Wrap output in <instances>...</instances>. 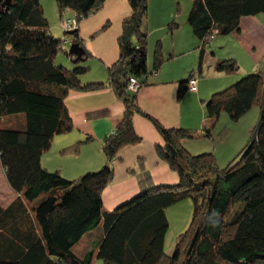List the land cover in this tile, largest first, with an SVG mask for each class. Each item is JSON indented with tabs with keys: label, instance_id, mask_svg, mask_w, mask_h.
<instances>
[{
	"label": "trees",
	"instance_id": "obj_1",
	"mask_svg": "<svg viewBox=\"0 0 264 264\" xmlns=\"http://www.w3.org/2000/svg\"><path fill=\"white\" fill-rule=\"evenodd\" d=\"M54 1L61 28L71 36L70 47L79 45L85 60L77 61L70 48L65 52V40L50 33L40 0H11L9 7L0 2V166L8 187L18 195L7 207L0 205V264H94L95 260L103 264H264V66L202 101L200 130L165 127L138 104L139 92L152 85L150 80L164 64L159 41L149 61L148 0H127L130 13L121 23L118 58L106 68L105 82L86 80L91 55L82 47L75 26L65 33L63 21L68 17L79 26L107 0ZM260 16L264 17V0H192L186 24L200 41L199 59L196 70L177 82V101L197 92L190 91L189 82L193 76L202 78L206 47L216 38L239 32L242 19ZM175 23L168 24L171 34L179 27ZM63 51L72 63L69 69L56 63ZM215 70L231 76L239 66L230 57ZM132 81L135 91L127 88ZM107 87L122 103L123 112L114 130L100 142L103 165L76 178L44 167L41 157L55 137L74 129L65 102L69 92ZM252 107L259 110L258 120L246 145L225 168H218L213 152L195 154L183 146L184 141L199 137L215 145L212 132L220 115L226 114L230 124H236ZM137 115L158 133L162 144L155 153L178 181L154 184L139 158V169L130 170L139 191L106 210L102 194L114 179L111 163L120 149L142 141L133 126ZM19 116V128L1 126L4 119ZM226 134V129H219L217 139ZM93 141L87 136L68 150L76 152ZM184 201L191 203L192 216L169 255L164 250L166 214ZM85 240H90L89 245L78 255L75 248Z\"/></svg>",
	"mask_w": 264,
	"mask_h": 264
},
{
	"label": "crops",
	"instance_id": "obj_2",
	"mask_svg": "<svg viewBox=\"0 0 264 264\" xmlns=\"http://www.w3.org/2000/svg\"><path fill=\"white\" fill-rule=\"evenodd\" d=\"M171 12V20L169 19V21L171 22L172 20H175L178 22L179 27L171 34L172 46L170 47V59L167 60V63L164 62L165 64L161 66L158 76L150 80L152 85L143 88L139 92L138 104L143 112L156 118L165 127H182L186 129L200 130L204 116L202 101L206 100L210 94L219 90L225 85V83L230 81L228 80L226 82L227 78H223V75L226 74L218 73L215 70L216 65L220 61L225 60L223 59V54L228 52L229 58H233L237 62L240 69L243 68V66H246L250 69V72L257 71L259 67L264 64V18L252 17L242 19L240 22V31L234 32L229 36L230 38H233V41L237 42V45L241 47L238 49L245 54L244 56L247 62L242 66L237 54L232 53L231 51V43L223 48H215L212 43L216 40L211 42L209 45L211 52L209 55L204 53L203 58L206 57V60L209 62V68H212V74L216 75L212 81L221 80L222 82H215L213 85L209 84L205 86L203 84L204 81H200V78L197 84V92L193 96L194 98L197 97L198 104H190L189 110L186 106L183 111H177V103L187 105L188 102L187 101L185 104V98L180 102L176 100L177 82L181 79L187 78L193 70H190L191 67L187 66H185L184 69H181L182 66L174 68L171 65L175 60V57L187 55L197 46L199 49L200 41L192 35L191 29L186 24V18L183 20L179 19V15L175 13L174 10ZM129 13L130 8L127 0H107L100 11H98L95 15L90 16L88 18L89 20L86 22L79 23L80 36L84 39L86 34H92L91 31H97L104 24H111V26L108 25L106 29L109 30L107 35L112 36V43L108 52L90 50L91 45L86 47V49L90 50L89 52L94 57L98 58L103 64V68L100 66L92 68L91 66V70L87 74L86 80L99 79L104 81L106 68L111 66V64H113L118 58L119 49L117 39L121 32V23L123 19L129 15ZM99 24L100 27L98 28ZM164 26H162V28ZM106 30L104 32H106ZM151 37V35H148V43L152 40ZM153 44V46H155L156 41H154ZM216 51L219 55H223L221 59ZM151 59L152 56L149 55V61H151ZM99 69L101 72H99ZM246 71L244 72L247 73ZM200 72L202 74V68ZM166 101L171 103V105L175 108L174 111L169 112ZM65 102L74 126L73 131L67 135L71 136L72 133H75L76 138H71L70 141L72 144L63 142L67 141L68 138H58L60 140H57L58 142L56 143L73 146L79 141H84L87 136L92 137L94 140L92 143L83 145V148H79L80 150L84 149L85 151L92 148L93 151L84 157L81 162H79V165L74 171H70L68 173L60 171V174L63 177L76 178L81 176L84 172L97 170L103 165L105 160L101 153L100 142L116 127L123 112V105L108 87L100 91L87 93L70 91L65 99ZM195 105L197 108L196 111H194L193 108ZM256 120L257 114L254 117L253 123L251 121V125L248 127L247 135L245 136H248V133L254 126ZM133 126L142 141L134 146L123 147L119 151V161L113 163L114 179L106 187L102 194L106 210H112V208H114L118 203L131 197L139 191L136 177L130 172L132 168L136 167L137 170L139 169V163H137V159L139 158L143 160V170L150 173L154 184H175L178 181L177 174L171 171L155 153V147L157 145H161L162 141L151 123L143 117L137 115L133 118ZM218 130L219 128L217 127L216 130L215 127V135ZM227 137L228 135L224 138V141L222 142L223 144L226 139H230V137ZM241 138L242 135H239L237 141ZM189 142L191 141H184L183 146L193 153L207 151L211 148L210 145L212 144L210 140H207V142H201V144H193L194 147L191 149ZM45 167L49 169L47 166Z\"/></svg>",
	"mask_w": 264,
	"mask_h": 264
},
{
	"label": "rangeland",
	"instance_id": "obj_3",
	"mask_svg": "<svg viewBox=\"0 0 264 264\" xmlns=\"http://www.w3.org/2000/svg\"><path fill=\"white\" fill-rule=\"evenodd\" d=\"M191 2H192V0H148L147 1V8H148L147 9V30H148V35L152 36L151 37L152 40L147 45L148 54L150 56H152V54H153V47H154L153 42L159 41L161 44V47H162L161 55L163 58V63L168 62L167 60L170 59V50H171L170 47L172 46L171 33L169 32V29H168V23L170 22L169 19L171 17V13H172L171 11L174 10V12L179 15V19L183 20L186 18V13H188L187 11H189V9L191 7ZM40 3H41V6L43 7L44 15L48 21L50 33L55 38H58L60 40H62V39L65 40L63 42V43H65L64 44V51L68 52L70 45L72 43L71 36H69L68 32H70L72 30L71 29V28H73L72 26H75V29L78 30V33L80 36L78 22L73 20V23H72L70 28L64 27L65 33H68V35H66V34H64V32L61 28V21H60L59 12L57 10L55 1L54 0H40ZM260 17L264 18L262 16H260ZM87 20H89V19L86 18L84 20H81L80 23L86 22ZM65 21H67V20H65ZM87 23H89V22H87ZM177 23L178 22H176L175 24H177ZM263 23H264V21H263ZM164 24H165V26H164ZM105 25L111 26L110 23L104 24L101 27L99 24L98 28L99 27L100 28L99 29L97 28L98 29L97 31H91L92 32L91 35L86 34L85 39L80 36V38H81L80 42L82 44V47L86 51H88V53L91 55V58L88 60V62H90L89 65H91L92 68H95L98 66L103 68V64L98 58L94 57L89 51L90 50H93V51L101 50L102 52L103 51L108 52L110 49L111 43H112L111 42L112 36L107 35L109 30H106L107 28L104 29ZM162 26H164V27L162 28ZM105 30H106V32H104ZM155 38H156V40H155ZM215 40L216 41H214L212 43V44H214L215 48H217V47L223 48V47H225L231 43V47H232L231 51H232V53L237 54L238 59L241 63V66L247 62V60L245 59V56H244L245 54L242 53L238 49L241 47L237 45L236 41H233V38H230V37L229 38H216ZM209 44H210V42H209ZM88 45H91L90 50L86 49V47ZM218 50H220V49H218ZM64 51L60 52L58 54L59 56L56 58V63H60L61 65H63L67 69H69V68H71L70 66L72 65V63H70V61H69L70 59L64 54ZM228 51H230V50H228ZM210 52H211V48L206 47L205 53L207 55H209ZM216 53L218 54L217 51H216ZM225 54H223L224 55L223 59H228L229 58L228 52H226ZM223 55H219L220 59ZM198 59H199V49L197 46L192 52L188 53L187 55L175 57V60L173 61L171 66L174 68H178V67L182 66L181 69H184V67L187 66V67H191L190 70L194 71L197 68ZM63 63H65V64H63ZM263 66H264V64H263ZM246 69H247V71H246ZM244 71L250 72V69H248L246 66L245 67L243 66V68H241V69L239 68V72H237L236 75L234 74V75H231L230 77H229V75H223L224 76L223 78H227L226 82L228 80H230V81L225 83V85L222 86V88H220L219 90L222 91V90H225L228 87H230V85H232V83H234L235 81L240 79V77H242L243 75L246 74ZM99 72H101L100 69H99ZM214 76H216V75L212 74V68H209V62H208V60H206V57H204L203 61H202V78L200 81H204L203 84L205 86H207L209 84L213 85V83H215V82H217V83L222 82L221 80L212 81V79H214ZM219 76H222V75H219ZM193 77L195 78V76H193ZM193 77L191 80H193ZM106 80H107V74L104 78V82ZM194 80L196 82V91H197V84H198L199 79L196 77V79H194ZM130 84H131V82L127 86L128 89H130V87H131ZM132 88L134 89V91L136 90L135 84H132ZM193 96H194V94L187 93V95L184 97L185 98L184 99L185 104L188 101L187 105L177 103V111H183L186 106H187V109L189 110L190 104H198L197 97L194 98ZM166 103H167L169 112L174 111L175 108L171 105V103H169L167 101H166ZM72 104H73V102H72ZM193 108H194V111L197 110L196 105ZM254 110H256V111H254ZM256 114H257V120H258L259 110L256 107L255 108L252 107L250 113H248L245 117H243L236 124H230L228 116L226 114L222 113L220 115V117L218 118V123H217V125H215L216 130H217V127L220 130L226 129V133L228 134L227 138L230 137V139H226L224 144H223L222 142L224 141V138L222 137L221 139L218 140L217 135L214 134L215 133V131H214L215 129H214L212 132V136H213L212 140L215 139V145L211 144L210 145L211 148L209 150H207V151L213 152V154L215 156V160H216V165L218 166L219 169L225 168L227 166V164L235 158L237 153L246 145L248 136H245V135H247L248 127H249V125H251V121L253 123L254 117ZM20 118H22V116H19V118H17V117H13V118L10 117L9 118L8 117L7 119H4L1 122V126L19 128L22 124V121ZM77 134H78V132H77ZM239 135H242V138L237 141V138ZM58 138H60V139L61 138H68L67 141H63V142L71 143V141H70L71 138L75 139L76 135H75V133H72L71 136L59 135V136L55 137L54 144L52 145L51 149L48 152H46L43 155V157H41L42 165L44 167L47 166L49 169H52V171L56 170V171H58V173H60V171L63 173H68L70 171H74L77 168V166L79 165V162H81L84 157H86L87 155H89L93 151V149L91 148V149H88L87 151H85L84 149H81V150L79 149L76 152H69L68 149L71 145L69 144L70 146H68L67 144L61 145L60 143L59 144L56 143V142H58L57 140H60ZM207 140H209V139H204L202 137H199V138L194 139L193 141L189 142V144L191 145V149H192L194 147L193 144H201V142H207ZM74 141H76V140H74ZM83 147L84 146H82L81 148H83ZM195 151H199V150H195ZM202 152H206V151L196 152L195 154L202 153ZM118 153L116 155L115 160H113V162L111 163L112 167H113L114 162L119 161L118 160L119 159ZM113 172H114V170H113ZM17 197H18V195L15 194L8 187L6 180L4 178L3 170L0 166V205L5 208ZM178 204L179 205H177V204L175 205L176 207L174 206L170 210H168V214H166L167 221H168V228H167V232L165 235L164 250H165V253H167L169 255L172 253V251L174 249V245L176 243L178 236L187 229V227L190 223L191 216H192V205H191V203H187L184 201L183 203H178ZM89 242H90V240H85L84 242H82L80 244L79 247L77 246L75 248L76 253L78 255H81L82 252H84L85 249L87 248V246L89 245ZM94 263L103 264L102 261H100V260H95Z\"/></svg>",
	"mask_w": 264,
	"mask_h": 264
},
{
	"label": "water",
	"instance_id": "obj_4",
	"mask_svg": "<svg viewBox=\"0 0 264 264\" xmlns=\"http://www.w3.org/2000/svg\"><path fill=\"white\" fill-rule=\"evenodd\" d=\"M0 2L3 3L2 4L3 7H9L11 0H0ZM69 54L77 57V59H76L77 61L78 60H85V59H82V56L84 54L83 49L77 44L72 45L70 47ZM74 62H76V61H74Z\"/></svg>",
	"mask_w": 264,
	"mask_h": 264
},
{
	"label": "built area",
	"instance_id": "obj_5",
	"mask_svg": "<svg viewBox=\"0 0 264 264\" xmlns=\"http://www.w3.org/2000/svg\"><path fill=\"white\" fill-rule=\"evenodd\" d=\"M65 20H67V21H65ZM65 20L63 21L64 22L63 27L70 28L71 25H72V23H73V20H71L70 18L69 19L68 18H65ZM132 84H136L135 81H132L131 82V84H130V86H131L130 87V90H134L132 88ZM189 88H190V91H192V92H195L196 91V82H195L194 79L189 82Z\"/></svg>",
	"mask_w": 264,
	"mask_h": 264
}]
</instances>
